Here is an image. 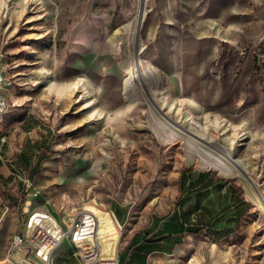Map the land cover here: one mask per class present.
Returning a JSON list of instances; mask_svg holds the SVG:
<instances>
[{"label": "rangeland", "instance_id": "obj_1", "mask_svg": "<svg viewBox=\"0 0 264 264\" xmlns=\"http://www.w3.org/2000/svg\"><path fill=\"white\" fill-rule=\"evenodd\" d=\"M141 5L0 0L9 105L0 138L9 156L31 138L48 143L34 155L31 190L21 186L9 202L21 179L0 186V264L25 257L9 250L36 192L33 202L69 225L82 210H115L120 259L136 234L151 238L153 222L176 209L184 169L220 179L206 203L222 218L214 229L229 226L233 196L246 215L227 237L199 223L148 264H264V0H145L139 28ZM27 115L42 124L28 135L19 126ZM199 214L186 221L196 225ZM73 246L67 239L54 264H85Z\"/></svg>", "mask_w": 264, "mask_h": 264}, {"label": "built area", "instance_id": "obj_2", "mask_svg": "<svg viewBox=\"0 0 264 264\" xmlns=\"http://www.w3.org/2000/svg\"><path fill=\"white\" fill-rule=\"evenodd\" d=\"M1 57L0 51V112H4L9 109V105L3 94L5 78ZM32 185L30 179L24 181L26 191L31 190ZM36 196H38L37 192L33 194V197ZM103 212L113 220L116 228L120 227L114 213ZM100 226L101 219L94 210L78 212L66 228L51 214L40 212V218H33L32 213L26 223L24 234H17L13 237L9 251L25 253V257L20 260L19 264H54L57 249L67 239H71L75 250L74 255L80 256L85 264H120L116 247L107 251L101 243L105 239H110L114 234L101 236ZM7 261L11 263L10 259Z\"/></svg>", "mask_w": 264, "mask_h": 264}, {"label": "trees", "instance_id": "obj_3", "mask_svg": "<svg viewBox=\"0 0 264 264\" xmlns=\"http://www.w3.org/2000/svg\"><path fill=\"white\" fill-rule=\"evenodd\" d=\"M20 158L24 155H20ZM1 178V176H0ZM220 179L216 178L211 171L208 172H191L184 169L180 175L179 190L180 195L177 200V207L168 217L158 235L167 234L169 238L166 240H156L154 238H142L141 234H136L130 244L128 251L119 259L121 264H147V259L153 252L172 253L175 245L181 244L183 234H197L201 229L199 223L206 225L210 234L220 237H227L234 232L232 227L223 230H214L213 227L221 221V217L214 218L213 215L202 206V201L209 195V189ZM194 201V202H193ZM189 205V206H187ZM243 208L236 209L233 218H229V224L239 220L247 211L248 205L245 201L240 202ZM196 212L201 213L196 225L187 224L186 219ZM206 217V219L204 217ZM166 219V218H165ZM208 222V223H207ZM175 236L173 240L171 236ZM141 238L143 239L140 242Z\"/></svg>", "mask_w": 264, "mask_h": 264}, {"label": "crops", "instance_id": "obj_4", "mask_svg": "<svg viewBox=\"0 0 264 264\" xmlns=\"http://www.w3.org/2000/svg\"><path fill=\"white\" fill-rule=\"evenodd\" d=\"M0 121H1V118H0ZM19 126H20V130L22 131V133H24L26 135L31 134L32 132H34L35 130H37L39 128H42L41 122H39L38 120H36L34 117L28 116V115L26 117H24L19 122ZM46 133H48V132H46ZM5 142H6V138L5 137H1L0 138V176H1V178H0V186L3 187V188H7L8 189L10 186H12V187L14 186V183L17 180V178L21 179V181H22V182L18 181L19 182V184H18L19 187H14L13 188V192H12V194H10V196L9 195H6L7 200L10 202V201H12L13 198H14V200L15 199H18L17 197L20 194L19 193V190L21 189V186H24L23 176L26 179H30L31 181H34L36 179V177L38 176V174H39V166L41 164V160H40L39 157L37 159H35L34 158L35 157L34 155H36V153L43 152L44 149L46 148V145L48 143H47V136L46 135L45 136H42L39 140H33L31 138V139H28L26 141V143H25V145H24V147H23L22 150H20L16 154H13V155L9 156L10 155L9 154L10 153V148H9V145L6 144ZM20 155H24V157L20 158L19 157ZM218 182H220V181H218ZM218 182H216L209 189V195L206 198H204L203 201H202V206H205L207 208V210H209V212L213 215L214 218H217V217H220V216H214V213L209 209V207L206 205V203L211 198V196H212V194L214 192V187H215V185ZM30 197L31 198H29L26 201V207H25L26 210H32V213L35 212V211H39V212H43V213H49L48 210L42 209V206L39 205L37 203V201L36 202H33L34 200H36V198H34L33 196H30ZM231 200H233V204H234V213H235L236 209L243 208L242 205H240V202H243L245 200H242L239 197H235V196H233L231 198ZM1 201H2V199L0 198V205H1L2 202H3V204L6 202L4 199H3L2 202ZM34 205H36V206H34ZM14 208L15 207L13 206L11 209L14 210ZM1 209L2 208L0 206V210ZM105 211H107V210H105ZM111 212L114 213V215L116 217V220L119 223L120 221H119V219L117 217V214H116L115 210L114 211L111 210ZM198 213H200V212H198ZM234 213H233V216H234ZM49 214H51L60 224L64 225L63 226L64 228H66L67 225H69L66 222V219H60L59 216H54L52 213H49ZM171 215H169V216H171ZM194 215L195 214H193L190 217H188L187 218L188 221L190 219H192V217ZM245 215H246V213L244 214V216ZM233 216H232V218H233ZM168 217H166V219L163 218V219L156 220L155 222H153L152 225H153L154 229L156 230V232L154 233V235L151 238H154L156 240H162V239H164V240L167 241L166 238H169V236L167 234L158 235L157 232H158V230H160L162 228L163 224L165 222H167ZM199 217H201V213L199 214L198 218ZM202 217H204V216H202ZM204 218L206 219V217H204ZM227 220H226V222H227ZM221 221H222V219H221ZM233 223H235V222H233ZM187 224L192 225V226L195 225V224H190V222H187ZM218 224H216L213 227V229ZM119 225H120V223H119ZM228 225H229L228 227H231L232 223L231 224L228 223ZM4 226H3V229H4ZM25 227H26V225H25ZM223 229H225V228H223ZM223 229H219V230H223ZM214 230H217V229H214ZM23 232H25V231L23 230ZM186 234H189V233H186ZM186 234H183V237ZM4 237H6V235H4ZM146 238H149V237H146ZM174 238H175L174 235L170 237L171 240H173ZM142 241H143V239L141 238L140 242H142ZM181 244L175 245L172 253L174 252L175 248L177 246L181 245ZM73 248H74V246H73ZM153 253H162V252H153ZM172 253H170V254H172ZM152 254H150V255H152ZM164 254H168V253H164ZM149 256H148V259H149ZM68 258H70V256H68ZM148 259H147V264H148ZM78 261H79L78 263L84 264V263H82L81 260H78Z\"/></svg>", "mask_w": 264, "mask_h": 264}, {"label": "bare ground", "instance_id": "obj_5", "mask_svg": "<svg viewBox=\"0 0 264 264\" xmlns=\"http://www.w3.org/2000/svg\"><path fill=\"white\" fill-rule=\"evenodd\" d=\"M4 112H0V115ZM94 212H96L97 215H99L101 219V226H100V235H111L115 234L117 228L116 224H114L113 220L101 209L93 208ZM33 218H40V213H37L33 216ZM71 220V219H70ZM118 236H112L110 239H105L101 243L103 244L104 248L107 249V251L113 250L114 246H117ZM189 264H201V262L197 258H192Z\"/></svg>", "mask_w": 264, "mask_h": 264}, {"label": "water", "instance_id": "obj_6", "mask_svg": "<svg viewBox=\"0 0 264 264\" xmlns=\"http://www.w3.org/2000/svg\"><path fill=\"white\" fill-rule=\"evenodd\" d=\"M144 9H145V0H142V5H141V10H140V16H139V28L143 19V14H144ZM138 55H139V50L136 47V62L138 63Z\"/></svg>", "mask_w": 264, "mask_h": 264}]
</instances>
